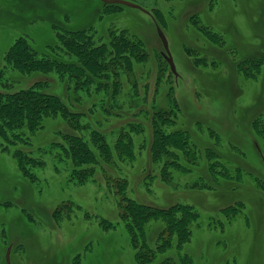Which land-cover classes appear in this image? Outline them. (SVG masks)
Here are the masks:
<instances>
[{
  "label": "rangeland",
  "instance_id": "obj_1",
  "mask_svg": "<svg viewBox=\"0 0 264 264\" xmlns=\"http://www.w3.org/2000/svg\"><path fill=\"white\" fill-rule=\"evenodd\" d=\"M127 1L141 8H106L101 0H0V80L7 82L5 90L38 80L65 98L68 94L55 72L6 65L3 53L22 38L42 48L55 45L56 32L64 28L92 33L97 43L108 42L110 33H124L146 53L132 70L118 74L116 98L94 90L90 82H85L90 93L70 87L74 106L85 113L86 137L99 130L113 146L119 129L140 125L127 133L133 141L132 161L113 157L97 168L94 181L73 184L67 171L53 170L48 154L44 168L36 171L38 181L29 182L12 153L0 145V264H7L8 248L10 264H143L123 225H117V195L106 184L112 177L125 179L127 194L138 202L163 207L179 203L198 214L180 253L171 249L144 264H159L167 256L174 264H264V125L262 135L255 130L257 121L264 124V0ZM156 24L166 36L177 76L161 53ZM204 30L218 33L223 43L213 42ZM105 70L100 81L103 88L112 87V72ZM153 120L163 133L189 134L187 154L178 151L172 157L169 145L161 154L160 159L183 166H167V181L160 177L161 163L151 160ZM66 127L60 117L46 119L44 128L31 136L35 147H49ZM56 206L61 215L53 218ZM106 221L115 227L105 229ZM161 226L150 222L148 236ZM182 253L190 261L180 262Z\"/></svg>",
  "mask_w": 264,
  "mask_h": 264
},
{
  "label": "trees",
  "instance_id": "obj_2",
  "mask_svg": "<svg viewBox=\"0 0 264 264\" xmlns=\"http://www.w3.org/2000/svg\"><path fill=\"white\" fill-rule=\"evenodd\" d=\"M102 4L106 8L122 6L117 3L102 2ZM203 32L213 42L223 43L218 33L209 30ZM110 36L108 42L98 41L97 43L92 33H86L81 29L64 28L63 32H56L55 45L48 44L42 48H36L22 38L23 40L15 41L3 53L6 65L12 69L25 72H55L62 84L66 85L62 86L68 92L65 96L70 95L69 98L67 96L65 98L51 88L44 87L42 81L38 80L26 88L5 90L8 84L0 80V85L4 88V91L0 90V145L2 149L12 153L17 169L29 182L38 181L36 171L44 168V156L48 154L54 160L53 170L57 173L67 171L68 181L73 184L94 181L97 168L101 167L102 162L105 164L112 162L113 157L127 158L129 161L134 159L133 141L127 133L133 129H140L138 123L134 127L130 126L128 130L119 129L113 146L99 130L89 131L86 137L83 134L84 129L88 128L83 121L85 113L74 106L75 101L71 97V93L74 92L72 89L90 93L91 88H88L85 82L92 83L94 90H105L108 98L118 97V74L132 70L133 63L146 58L141 43L130 35L129 37L128 34L121 33L120 36H112L110 33ZM113 52L115 56L112 58L110 55ZM23 57L28 58L22 60ZM261 61L264 62V59ZM257 63L255 66L260 65L259 61ZM106 68L112 72L111 76L114 80L112 87L103 88L100 81L103 77L100 76L106 75ZM75 76L76 78L73 79ZM173 104L176 106L174 99ZM153 114V118H157V114ZM57 117L65 122L68 129L58 131V140L51 141L49 147H35L31 136L37 130L44 128L46 119ZM163 120L171 121L167 117ZM171 122L173 123V120ZM151 125L155 127V120ZM255 125L256 134L262 135L264 124L257 121ZM157 127L154 131V142L150 147L151 160L153 163H161L160 177L163 181H167L170 176L167 166L177 169L183 166L179 165V161L160 159L161 154L166 151L168 145L169 148H174L170 151L172 157H178L176 153L178 151L187 154L189 149L186 145L189 134L185 130L163 133ZM25 148L28 150L26 151ZM194 158V156L192 158L188 156V159L194 160ZM209 168L211 169V165ZM106 184L117 195L119 211L117 225L119 223L123 225L133 248L137 249L135 257L140 263H151L157 256L171 249H176L180 253L184 245L189 242L192 233L191 224L198 218V214L191 206L175 203L163 207L138 202L127 194V181L118 177L107 178ZM230 210L231 215H235L237 208L232 207ZM60 215V209L56 206L52 216L56 218ZM153 221L162 222V226L159 227L155 236L150 237L147 227ZM115 225L107 221L104 223L105 229ZM178 258L180 262L184 259L190 261L187 254H178ZM174 263L169 256L159 261V264Z\"/></svg>",
  "mask_w": 264,
  "mask_h": 264
},
{
  "label": "water",
  "instance_id": "obj_3",
  "mask_svg": "<svg viewBox=\"0 0 264 264\" xmlns=\"http://www.w3.org/2000/svg\"><path fill=\"white\" fill-rule=\"evenodd\" d=\"M101 1L103 3H105V4H107V3H117V4H122V5L129 6V7L141 8L139 5H137V4L133 3V2L127 1V0H101ZM156 29H157L158 36L160 38V41H161L163 49H164V51H162L161 53H162L164 59L166 60V62L168 63L170 71L174 75L177 76V72H176V69H175V65L173 63V59H172L170 50H169L168 41L166 39V36H165V34L163 33L162 29L160 28V26L158 24H156ZM8 252H9V248L7 250V253H6V261H7V264H10L9 259H8Z\"/></svg>",
  "mask_w": 264,
  "mask_h": 264
}]
</instances>
